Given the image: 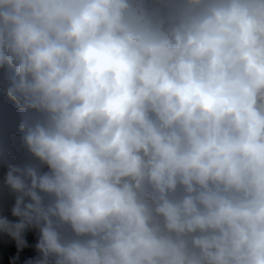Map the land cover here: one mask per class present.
I'll return each instance as SVG.
<instances>
[{
  "label": "clouds",
  "instance_id": "1",
  "mask_svg": "<svg viewBox=\"0 0 264 264\" xmlns=\"http://www.w3.org/2000/svg\"><path fill=\"white\" fill-rule=\"evenodd\" d=\"M0 264H264V0H0Z\"/></svg>",
  "mask_w": 264,
  "mask_h": 264
}]
</instances>
